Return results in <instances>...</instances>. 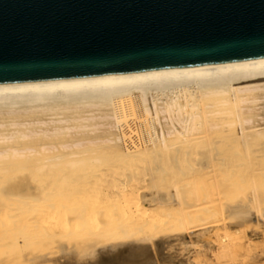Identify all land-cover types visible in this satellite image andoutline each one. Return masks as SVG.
<instances>
[{
  "label": "bare ground",
  "instance_id": "1",
  "mask_svg": "<svg viewBox=\"0 0 264 264\" xmlns=\"http://www.w3.org/2000/svg\"><path fill=\"white\" fill-rule=\"evenodd\" d=\"M260 139L264 59L0 85V264H157L162 237L258 231ZM220 142L229 159L215 198L207 181L183 177ZM234 234L221 237L223 253L236 252Z\"/></svg>",
  "mask_w": 264,
  "mask_h": 264
},
{
  "label": "water",
  "instance_id": "2",
  "mask_svg": "<svg viewBox=\"0 0 264 264\" xmlns=\"http://www.w3.org/2000/svg\"><path fill=\"white\" fill-rule=\"evenodd\" d=\"M264 59V0H0V85Z\"/></svg>",
  "mask_w": 264,
  "mask_h": 264
},
{
  "label": "rangeland",
  "instance_id": "3",
  "mask_svg": "<svg viewBox=\"0 0 264 264\" xmlns=\"http://www.w3.org/2000/svg\"><path fill=\"white\" fill-rule=\"evenodd\" d=\"M218 141L223 140L218 138ZM229 142L218 143L217 149L212 154V157L207 159V166L200 168V172H196L186 178L185 183L192 180H205L206 184L215 194V198L220 197V192L215 186L217 180L223 176L225 168V161H228L227 148ZM264 149V139L254 141L251 143V159L256 164V174L259 179L264 177V153L258 150ZM246 155H237L234 159L238 163L244 162ZM201 159L197 157V159ZM245 177V175H243ZM235 233L231 228L225 224H221L218 230L212 236H204L198 240L190 242L185 241L186 244L171 243L170 238L162 237L157 240L158 250V263L157 264H181L179 258L184 259V264H264V226H261L258 231L253 230L251 227H244L240 230L239 234H234L240 237L238 240V247L236 252L223 253L221 249V237L227 232ZM252 248V253H250ZM171 253L173 256H178L177 259L169 258L166 256ZM171 256V255H170Z\"/></svg>",
  "mask_w": 264,
  "mask_h": 264
}]
</instances>
